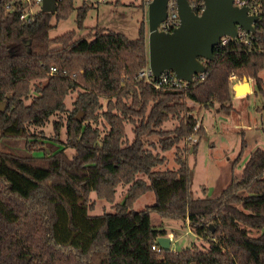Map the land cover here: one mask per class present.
<instances>
[{
    "label": "trees",
    "instance_id": "obj_1",
    "mask_svg": "<svg viewBox=\"0 0 264 264\" xmlns=\"http://www.w3.org/2000/svg\"><path fill=\"white\" fill-rule=\"evenodd\" d=\"M254 1L259 10L251 31L216 45L210 60L197 57L203 78L196 73L184 88H155L138 77L148 62L143 20L134 38L101 26L79 35L91 6L83 3L76 28L50 37L52 19L67 17L73 0H56L55 11L39 8L27 20L20 18L25 2L0 0V102L6 104L0 111V264H264V146L249 152L218 195L194 197L182 152L194 153L197 141L178 145L204 134L195 104L233 109L231 75L252 79V93L264 96V0ZM31 86L35 95L26 102ZM52 115L58 117L53 141H43L29 126ZM171 118L176 125L163 129ZM61 126L72 155L56 143ZM246 145L243 139L233 164ZM173 146L176 168L155 169L165 162L161 152ZM121 183L128 187L113 211L89 214L91 192L111 202ZM146 191L154 202L133 209ZM151 213L187 223L206 246L156 252L151 246L168 232L153 226Z\"/></svg>",
    "mask_w": 264,
    "mask_h": 264
},
{
    "label": "rangeland",
    "instance_id": "obj_2",
    "mask_svg": "<svg viewBox=\"0 0 264 264\" xmlns=\"http://www.w3.org/2000/svg\"><path fill=\"white\" fill-rule=\"evenodd\" d=\"M73 0L75 9L65 18H61L55 23L49 31L50 37H55L65 31L76 28V8L86 3L91 5L84 19L83 30H78L79 35H84L87 29L94 26L105 27L114 31L121 32L130 38L137 35L139 21L143 20L148 35V15L145 6V0ZM143 4V8L140 5ZM35 6L34 9H39ZM264 81V69L259 73ZM44 80H41V83ZM239 82L240 79H233V82ZM252 85V79L249 78ZM233 83V84H234ZM253 88V85H252ZM35 95L34 87L31 86L29 96L25 100L29 102L31 97ZM242 95V94H241ZM244 95V94H243ZM76 96V92L69 93L65 98V105L68 109L72 107V100ZM103 103L105 102L102 99ZM215 104L211 108H204L197 104L194 105V113L198 121L204 127V134L199 138L196 136L197 148L193 153L182 152L186 157L187 163L191 169L192 184L191 190L194 197L210 196L214 197L228 184L233 174H239L241 168L250 151L257 147L264 146V96L250 93L244 96H233V109L229 113L218 111ZM81 116V115H78ZM57 115H52L49 120L42 126H29L32 132L42 134L43 141H53L54 128L53 120L57 119ZM177 123L176 118H171L163 123V129H171ZM100 128L103 129L104 123L98 122ZM42 131V132H40ZM126 135L130 140L133 137L131 125L126 124ZM156 143L158 136L151 135L147 137ZM246 142V148L243 151L241 159L235 164L233 162L240 152L242 140ZM59 147L64 148L69 155L73 154V149L68 147L65 141L64 126L59 128L58 142ZM192 143L191 140L184 139L179 142V146ZM22 142L16 141L12 147L16 150L21 149ZM175 147L161 152L165 155V162L158 165L155 169L176 168L177 164L174 159ZM128 184H119L116 189L113 201L98 198L94 192L90 193L92 202L89 208V214H101L104 211H113L116 203L124 200ZM205 189V190H204ZM154 202V194L152 191H146L138 197L133 203V209L141 210L146 205ZM151 223L155 227H162L172 235L170 249L178 251L182 248L196 244L201 247L206 246V242L202 238H198L188 227L187 223L179 219L169 217H159L156 213H151ZM252 235L259 234L258 230H252ZM169 236V235H167Z\"/></svg>",
    "mask_w": 264,
    "mask_h": 264
},
{
    "label": "water",
    "instance_id": "obj_3",
    "mask_svg": "<svg viewBox=\"0 0 264 264\" xmlns=\"http://www.w3.org/2000/svg\"><path fill=\"white\" fill-rule=\"evenodd\" d=\"M166 4L167 0H151L147 6L148 63L155 77L171 70L176 78L191 80L194 74L204 72V65L197 57L212 59L213 49L221 37H237L239 27L249 32L258 19L257 15L247 14L246 7L234 6L233 0H204L200 13H195L187 0H177L180 23L171 32H165L160 31L158 25L166 17ZM55 9L56 0H42V11ZM232 89L235 95L251 92L248 78L243 77ZM5 108V102H0V111ZM156 240L163 249L170 248L169 236L161 235Z\"/></svg>",
    "mask_w": 264,
    "mask_h": 264
},
{
    "label": "built area",
    "instance_id": "obj_4",
    "mask_svg": "<svg viewBox=\"0 0 264 264\" xmlns=\"http://www.w3.org/2000/svg\"><path fill=\"white\" fill-rule=\"evenodd\" d=\"M26 4V9L23 11L21 15V19L27 20L30 15H32L36 10L34 9L35 6H40L41 9V2L42 0H22ZM151 0H145V6L147 8L149 2ZM188 4L192 8V10L199 11V13L202 11L204 7V0H187ZM10 4H6L5 7L9 8ZM233 5L236 7H246L247 8V14L249 15H258L259 5L255 3L254 0H233ZM198 13V12H195ZM180 23V19L178 16V10H177V0H167L166 4V17L163 19V21L160 22L158 25V29L160 31L165 32H171L174 28H176ZM239 36L244 34V30L239 27ZM230 38V36H223L220 39L219 44L226 43ZM55 70V67H51V72ZM138 77L144 79L145 81L151 83L155 88H159L161 85L166 84L174 87H186L190 81H192L193 76L191 80L187 81L184 79L176 78L175 74L171 70H167L162 72L159 76L155 77L152 73V70L149 66V63L147 62L146 65L141 67V69L138 72ZM200 77L203 78V73L200 74ZM231 78L234 79L233 75H231ZM198 123L194 126V131L197 130ZM186 140H191L192 142L196 141V134L193 133L190 136L186 138ZM172 239V236H171ZM153 250L156 252H160L162 247L157 243L153 244L151 246Z\"/></svg>",
    "mask_w": 264,
    "mask_h": 264
},
{
    "label": "crops",
    "instance_id": "obj_5",
    "mask_svg": "<svg viewBox=\"0 0 264 264\" xmlns=\"http://www.w3.org/2000/svg\"><path fill=\"white\" fill-rule=\"evenodd\" d=\"M248 80H249V78H248ZM238 82V81H237ZM237 82H235V83H237ZM234 83V84H235ZM249 83H250V88H251V92H252V85H251V82L249 81ZM251 92H249L248 94H250ZM233 96H237V97H240V96H244V95H235L234 93H233ZM167 235H169V237H170V244H171V241H172V239H171V236L172 235H170L169 233L167 234Z\"/></svg>",
    "mask_w": 264,
    "mask_h": 264
}]
</instances>
